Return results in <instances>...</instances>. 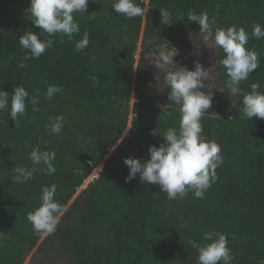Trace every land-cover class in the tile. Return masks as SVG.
I'll return each instance as SVG.
<instances>
[{
	"label": "trees",
	"instance_id": "16d2710c",
	"mask_svg": "<svg viewBox=\"0 0 264 264\" xmlns=\"http://www.w3.org/2000/svg\"><path fill=\"white\" fill-rule=\"evenodd\" d=\"M112 2L89 0L85 13L74 14L79 34L71 40L55 34L52 48L19 68L26 54L19 37L28 31L39 36L40 29L32 23L30 0H0V90L11 94L23 85L30 96L39 90V111L33 113L28 103L18 128L9 109L0 111V264H24L39 245L43 235L34 233L27 214L40 205L42 187L53 183L67 211L38 250L54 248L70 264H197L192 242L203 243L210 230L228 234L233 264H259L264 260V119L242 117L243 96L230 95L221 48L213 91H224L231 109L213 101L201 120L203 135L219 143L224 160L204 199L189 192L169 200L158 185L141 184L138 175L126 182L124 159H148L149 146L164 140L160 134L179 126V105L169 100L170 89L157 95L162 104L147 94L156 82L149 85L146 56L162 47L171 50L178 38L200 30L187 19L189 10L207 12L218 27L244 26L249 33L254 24L264 27V0H136L148 11L133 19L115 13ZM160 9L171 14V24H161ZM85 32L89 44L77 52L75 43ZM246 47L257 51L260 66L240 87L249 92L258 82L264 92V38H250ZM49 84L63 89L52 100L44 95ZM58 115L64 116V127L49 134L45 123ZM37 145L56 153V172L38 171L27 183H13L16 166L33 167L29 154ZM103 161L98 177L78 194Z\"/></svg>",
	"mask_w": 264,
	"mask_h": 264
},
{
	"label": "clouds",
	"instance_id": "9594fccd",
	"mask_svg": "<svg viewBox=\"0 0 264 264\" xmlns=\"http://www.w3.org/2000/svg\"><path fill=\"white\" fill-rule=\"evenodd\" d=\"M88 4L89 0H30L28 10L32 23L40 29V34L38 36L35 31H28L19 37V46L26 54L17 66L26 68L27 61L39 59L45 54L46 50L53 47L55 34H60L61 38L67 36L69 40L75 34H79V22L74 18V14L85 13ZM111 5L115 13L122 14L128 19L143 17L148 11L139 6L136 0H113ZM160 14L161 24L172 23L171 14L167 10L160 9ZM187 19L199 23V32L203 34L205 43L212 40L225 53L220 64L226 69L230 95L243 96L242 117L248 120L254 116L264 119V92L259 90L260 84L252 83L249 92H244L240 87L241 82L247 80L250 73L260 66L257 51L246 46L250 38L254 37L257 40L264 38V27L259 23L254 24L251 33L244 26L218 27L215 18L210 19L207 12L197 14L192 10H189ZM88 44L89 34L85 32L75 43V50L81 52ZM175 55L177 49L174 46L171 50H160L154 64L159 70L166 65H177L173 59ZM206 69L196 61L192 70L179 66L167 72L165 82L170 89L168 98L179 105V126L169 127L160 134L164 140L159 146L154 144L149 146L148 159L141 161L134 156L125 157L124 163L129 168L125 177L126 182H130L138 175L141 184L158 185L160 192L166 193L169 200H175L184 199L189 192L197 199H204L207 190L217 181L216 169L224 162L221 147L215 139L209 140L203 135L201 123L212 105L214 94L205 84V80L209 78ZM92 79L96 80L95 77ZM98 82L96 80V83ZM206 87L208 91H204ZM62 92L61 86L49 84L44 95L46 99L52 100L57 93ZM38 95L39 90L36 96H30L23 85L15 86L11 94L4 89L0 90V111L9 109V115L18 128L20 118L27 116L28 103L32 105L33 113L39 111ZM64 124V116L58 115L50 118L45 123V128L49 130V134L58 135ZM153 135H157L155 130ZM55 158L54 151L41 150L39 145L33 147L29 154L33 167L16 166L12 182L27 183L38 171L53 175L56 172ZM56 195V184L42 187L40 205L27 214V220L32 224L34 233L47 236L57 231L67 208L58 202ZM202 240L203 243L199 244L192 242V247L198 252L197 264H233L228 234L210 230L203 233ZM259 264H264V260Z\"/></svg>",
	"mask_w": 264,
	"mask_h": 264
},
{
	"label": "rangeland",
	"instance_id": "374dc122",
	"mask_svg": "<svg viewBox=\"0 0 264 264\" xmlns=\"http://www.w3.org/2000/svg\"><path fill=\"white\" fill-rule=\"evenodd\" d=\"M202 33L195 32L194 34H189L187 36H182L177 39L176 49H177V55L173 57L174 61L177 65H166L162 70H159L154 62L155 58L158 56V51L149 53L146 56V64L145 67H143L144 70H146L153 80L149 82V85H152V81L156 82L155 88H148L147 94L149 95V98L153 101H157L159 103H163L160 99H157V95H160L163 93L165 88L167 87V84L165 82V76L168 71L175 70L179 66L186 67L190 70L194 69L195 62L199 61L203 67L207 68L206 70L209 72V78L208 80H205V84L209 89H214V81L215 77L217 76V69H216V59L215 56L218 54L219 48L214 44V41L210 40L207 43L203 41ZM160 50H166L164 47L160 48ZM159 50V51H160ZM167 51V50H166ZM140 58V51H138L137 55V64L136 69L138 66V61ZM205 88L204 91H208V88ZM213 101H216L217 105L220 107H225L227 111H230L231 104H229V99L224 91L222 90H216L213 91ZM135 99H133L132 102H134ZM127 132L123 135L125 136ZM104 162H101L99 165V168L94 171V174L100 172V167L103 168ZM95 179V178H94ZM87 180L85 184L78 190L79 192L87 186ZM77 197V196H76ZM46 236H43L42 239L39 242L40 243L44 240ZM39 245L30 253L28 258L26 259L24 264H70L68 261V258L65 254L58 250H54V248H47L44 251L38 250Z\"/></svg>",
	"mask_w": 264,
	"mask_h": 264
},
{
	"label": "built area",
	"instance_id": "2783aa9c",
	"mask_svg": "<svg viewBox=\"0 0 264 264\" xmlns=\"http://www.w3.org/2000/svg\"><path fill=\"white\" fill-rule=\"evenodd\" d=\"M98 168H99V167H98ZM95 170H97V169H95ZM95 170H94V171H95ZM100 170H102L101 167H100ZM94 171H93V173L89 176V178L87 179V182H89V181L93 180L94 178H97V177H98L99 172L97 173V176H96V174H94Z\"/></svg>",
	"mask_w": 264,
	"mask_h": 264
}]
</instances>
